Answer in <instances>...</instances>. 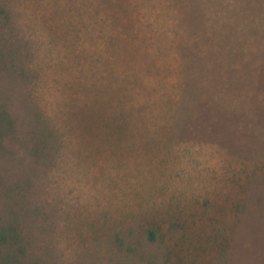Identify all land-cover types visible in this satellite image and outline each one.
Segmentation results:
<instances>
[{"label": "rangeland", "instance_id": "374dc122", "mask_svg": "<svg viewBox=\"0 0 264 264\" xmlns=\"http://www.w3.org/2000/svg\"><path fill=\"white\" fill-rule=\"evenodd\" d=\"M0 103V262L264 264V0H0Z\"/></svg>", "mask_w": 264, "mask_h": 264}, {"label": "trees", "instance_id": "16d2710c", "mask_svg": "<svg viewBox=\"0 0 264 264\" xmlns=\"http://www.w3.org/2000/svg\"><path fill=\"white\" fill-rule=\"evenodd\" d=\"M17 125L16 122L8 111L4 104L0 103V151L4 149V143L7 139L14 136ZM44 145V143H43ZM18 233H21L13 223H8L4 218L0 217V256L6 255L5 249L9 247L12 250V254L21 253L22 250L18 246ZM151 239L154 240V233H150ZM16 251V252H15ZM8 260H12L9 256L2 260L4 263H8ZM1 264H4L0 262Z\"/></svg>", "mask_w": 264, "mask_h": 264}]
</instances>
